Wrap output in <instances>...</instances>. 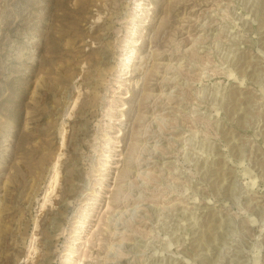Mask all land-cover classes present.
I'll return each mask as SVG.
<instances>
[{
	"label": "rangeland",
	"instance_id": "rangeland-1",
	"mask_svg": "<svg viewBox=\"0 0 264 264\" xmlns=\"http://www.w3.org/2000/svg\"><path fill=\"white\" fill-rule=\"evenodd\" d=\"M0 264H264V0H0Z\"/></svg>",
	"mask_w": 264,
	"mask_h": 264
}]
</instances>
